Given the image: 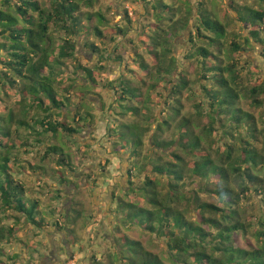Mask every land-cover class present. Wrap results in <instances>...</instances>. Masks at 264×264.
Wrapping results in <instances>:
<instances>
[{"label":"rangeland","instance_id":"obj_1","mask_svg":"<svg viewBox=\"0 0 264 264\" xmlns=\"http://www.w3.org/2000/svg\"><path fill=\"white\" fill-rule=\"evenodd\" d=\"M37 1L43 7L50 5V0ZM73 1L80 8L76 15L80 25L74 39L78 42L77 61L64 62L56 72L58 81L55 89L59 99L66 104L62 120L78 133L68 136L63 131L57 135L42 132V137L36 142L38 137L34 130L37 128L31 126L29 129L22 123L32 125L34 119L46 114L37 107L30 108L31 100L23 95L22 87L14 92L10 89L3 91L0 84V131L9 132L3 141L7 148L11 147L5 149L0 146V156L8 153L12 158L14 176L26 188L25 199L30 205L38 201L37 218L43 220L45 226L44 229H37L27 223L25 217L13 211L5 212L0 202V229L8 235V230L14 228L12 243L4 244L0 252V264H130V260L140 264L131 241L139 242L145 251L167 262V241L127 222L126 213L120 211L118 205L121 201L138 204L139 196L134 191L147 178L157 179L165 186L163 193H167L170 190L166 186L168 179L157 177L153 170L158 164L175 161L173 152L186 162H192L193 157L186 155L181 147V136L185 134L178 128L181 118L192 121L196 136L203 139L200 152L210 150L215 163L221 159L217 157L218 149H224L226 143L236 146L237 150L242 148L238 132L235 133V140L226 139L218 125H215L217 132L211 138L204 137L203 131L210 125L208 114L212 113L204 89L216 91L218 87L214 86L210 75L209 79L202 77L197 51L210 47L201 41L194 45L188 43L189 31L168 39L171 26L180 28L186 25L182 14H187L185 0H93L92 5L87 0ZM200 3H204L205 8L229 29L231 34L225 48H229L233 40L244 48L240 55H233L230 62L243 73L239 91L247 93L257 84L255 79L264 78V31H259L263 43L250 38L249 30L243 24L230 22L231 14L234 18L238 17L231 6L259 9L260 3L255 0H191L196 16ZM161 5L162 9H159ZM103 17L105 21H101ZM153 25H159V30H155ZM119 27L125 31V37L119 35ZM51 30L54 43L59 46L66 37L52 26ZM96 30L102 32L101 38L96 35ZM248 37L251 40L249 45L246 43ZM165 39L170 40L176 59L173 65L167 57V62L159 70L156 69L158 60L150 55L148 47L163 55L166 46L160 41L165 42ZM0 44L8 45L10 42L0 37ZM92 46L99 50L100 55ZM212 51L217 52L218 47L215 46ZM3 52L5 55L6 51ZM217 56L218 61L212 64L226 60L223 53ZM100 67L104 70H99ZM170 68L171 74L162 72ZM85 70L95 73L97 87L91 89L86 86L88 75ZM248 70H251L250 75ZM3 71L0 59V73ZM120 78L123 86L116 84L114 94L110 83ZM182 81L188 82V86L182 91L177 88L175 93L176 86ZM260 101L263 103L261 107H253L248 98L242 99L238 108L252 113L259 130L264 131V95ZM45 103L48 105L47 100ZM77 105L84 110L81 124L74 117ZM199 107L201 114L197 111ZM137 108L141 113L134 117L129 112ZM172 110H180V117L173 118ZM56 112L54 121H59L56 114H61V111ZM87 112L92 114V119L86 118ZM169 118L174 119L170 120V127L158 131V126ZM153 134L157 135V143L172 146L154 145ZM135 137H141L143 142L137 157L133 155L132 141ZM254 145L264 154L262 137ZM53 147L62 152L54 153L51 150ZM60 154L65 157L67 166L59 164ZM252 173L259 181L250 185L251 192L239 205L245 222L254 224L248 234L240 237L241 247L247 250L257 248V222L264 218V163ZM191 175L192 171L188 169L186 180L180 185L187 199L177 204L179 210L187 208L188 198L195 197V193H200L202 202L218 204L217 198L202 192L207 189V183ZM231 188L235 192L238 190L232 183ZM139 204L151 208L144 202ZM187 217L197 221V212H188ZM123 236L128 240L125 241ZM71 244L73 247L77 244V247L72 248Z\"/></svg>","mask_w":264,"mask_h":264},{"label":"trees","instance_id":"obj_2","mask_svg":"<svg viewBox=\"0 0 264 264\" xmlns=\"http://www.w3.org/2000/svg\"><path fill=\"white\" fill-rule=\"evenodd\" d=\"M92 1L87 0V3L92 5ZM255 1L260 3L259 9H253L250 6L241 9V7L235 8L232 5L231 10L233 13H237L238 17L234 18L231 14L230 22L243 24L244 28L249 30L250 38L263 43L259 31L261 29L264 31V0ZM185 2L188 5L185 8L187 14L185 13V15L183 12L182 14L183 19L186 20V25L180 28L171 26L168 39H174L183 32L189 31L188 43L191 42L194 45L195 42L201 41L210 47V49L200 48L197 51L202 66V77L209 79L208 76L210 75L214 86L218 87L216 91L204 89L208 94L210 110H212V113L208 114L210 125L203 131L204 137L207 135L211 138L217 132L215 125H218L226 139L235 140V133L238 132V140L242 143V148L237 150L236 146H230L226 143L224 149H218L217 157L221 159L219 163H215L210 150L204 149L200 152L203 139L196 136L192 121L188 118H181L178 128L184 130L185 134L181 136L180 143L185 154L193 157L192 162H186L173 152L175 161L158 164L153 170L157 177L168 179L166 186L170 190L164 194L165 186H162L157 179L147 178L134 192L138 194L139 202H144L151 208L140 206L139 202L134 204L123 203L122 201L118 207L120 211L126 213L127 222L143 227L149 233L167 241V262L158 255L145 251L139 242L131 241L130 245L135 247L134 254H136L140 264H264V218L257 222L259 227L255 232L258 242L257 248L252 247L251 250H247L241 247L240 237L243 234H248L254 224L245 222L239 209L242 200H245V197L251 192L250 185L257 184L259 181V178L252 172L264 163V154L259 152L254 144L259 143L261 137L264 139V131L259 130L257 119L252 113L238 108V103L247 98L253 107L263 105L260 98L264 95V78L255 79L257 84L250 88L247 93L245 91L240 92L239 85L243 81V73L230 61L233 55H240L244 48L239 46L236 40L229 44V48H225L228 35L231 34L226 25L212 15L205 8L204 3H200V8H196V16L191 8V0H185ZM1 6L0 37L10 42L8 45L0 44V59L4 67V71L0 73L2 89L3 91L10 89L14 92V90L18 91L22 87L23 95L31 100L30 108L37 107L46 114L34 119L36 121L33 120L32 125L23 122V126L29 129L31 126L37 128L34 130L38 137L36 142H39L42 132L57 135L63 131L68 136L77 134L78 130L73 129L62 120L64 118L62 111L66 109V104L59 99L55 83L58 81L56 72L63 66L64 62L68 60L77 61L78 42L74 39L78 34L77 29L80 25V20L76 16L80 12L79 5L73 0H50L49 7L41 6L37 0H2ZM158 8L162 9V5ZM159 12L158 15H160ZM175 12L180 11L175 10ZM100 19L105 21L104 17ZM51 26L66 37L61 40L59 46L54 43ZM152 27L157 31L159 30V25ZM117 31L121 37H125V31L122 28L119 27ZM96 35L99 38L103 36L100 30H96ZM250 38H246L248 45L251 42ZM169 41L166 39L165 42L160 41V44L166 46L163 55L153 52V48L148 47L150 55L155 57V61L158 60L156 69L161 70L163 68L167 57H170V64L174 65L176 57L170 48ZM215 46L218 47L217 52L212 51ZM92 48L95 53L98 52L97 54L100 55L95 46ZM3 51H6L5 55ZM216 53L217 55L223 53L226 60L212 64L213 61H218ZM100 59L103 60L102 57ZM225 61H227L226 64H224ZM248 65L252 66L251 64ZM142 68L148 70L146 66H142ZM99 70H104V68L100 67ZM85 71L88 75L87 78L90 77V80L97 85L95 73L90 70ZM163 71L170 74L172 72L171 68L168 71L165 69ZM250 71L248 70V75L251 74ZM121 81L122 78L119 79L117 85ZM120 86L123 85L120 84ZM120 86L117 90L120 89ZM187 86L188 82L182 81L176 86L174 92L176 93L177 88L182 91ZM110 88L115 90L116 84L111 82ZM127 91L131 93V90ZM45 100H47L48 105ZM66 100L70 102L69 97H66ZM200 110V107L197 108L198 114H201ZM54 111H61V114H56L60 118L59 121H54ZM76 111L74 117H77V121L81 124L84 110H82V106L77 105ZM172 111L174 112L173 118L180 117V110ZM129 113L137 117L141 110L137 108ZM91 115L87 112L86 118L88 116L92 119ZM170 120L174 119L169 118V120L162 122L158 126V131L169 128ZM84 121L86 122V120ZM110 131L113 133L112 129ZM8 133L0 131V146L5 149L11 148L10 146L7 148L3 141V137L7 138ZM118 136L120 137V135ZM156 137L155 134L151 136L154 145L158 147L163 145L166 148L172 146L171 144L157 143ZM135 139L133 138L132 141L135 149L133 155L137 157L143 142L141 137H135ZM51 150L54 153L61 151L56 147ZM60 157L59 164L67 166L65 157L62 154ZM188 169L192 171V177H197L203 183H207V189L202 192L213 195L218 199V204L202 202L200 193H195V197L188 198L187 208L179 210L177 204L187 199L186 193L181 190L180 185L186 180ZM231 183L237 187L236 192L231 188ZM113 197L116 200L114 193ZM25 198L26 188L14 176L12 158L8 153L6 156L1 155L0 202L2 209L5 212L13 211L25 217L26 222L37 229H44V221L37 218L38 201L30 205ZM193 210L197 212V221L187 217L188 212ZM7 233L8 235L5 234V230L0 229V252L4 244L12 243L11 237L14 234V228L9 229ZM123 238L125 241L128 240L126 236ZM129 263L138 264L131 260Z\"/></svg>","mask_w":264,"mask_h":264},{"label":"flooded vegetation","instance_id":"obj_3","mask_svg":"<svg viewBox=\"0 0 264 264\" xmlns=\"http://www.w3.org/2000/svg\"><path fill=\"white\" fill-rule=\"evenodd\" d=\"M99 59H100V58H99ZM100 60H101V59H100ZM100 64L102 65V63H100ZM90 71H91V70H90ZM92 72H93V71H92ZM86 81H87V83H88L86 86H88L89 88L92 89V88H94V87H97L96 84H94V83L90 80V77H88ZM113 83L117 84V83H119V80L113 81ZM112 91H113L114 94H115V90L113 89ZM100 109H103V107H100ZM100 111H101V110H100ZM102 111H103V110H102ZM87 118H89V117L87 116Z\"/></svg>","mask_w":264,"mask_h":264},{"label":"crops","instance_id":"obj_4","mask_svg":"<svg viewBox=\"0 0 264 264\" xmlns=\"http://www.w3.org/2000/svg\"><path fill=\"white\" fill-rule=\"evenodd\" d=\"M71 246H72V244H71ZM76 247H77V244H76V246H75V247H73V246H72V248H76Z\"/></svg>","mask_w":264,"mask_h":264}]
</instances>
